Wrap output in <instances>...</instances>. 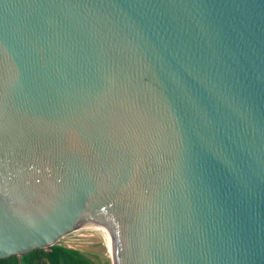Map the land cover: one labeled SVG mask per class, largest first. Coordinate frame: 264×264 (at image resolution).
<instances>
[{"label":"water","instance_id":"water-1","mask_svg":"<svg viewBox=\"0 0 264 264\" xmlns=\"http://www.w3.org/2000/svg\"><path fill=\"white\" fill-rule=\"evenodd\" d=\"M264 264V0H0V258Z\"/></svg>","mask_w":264,"mask_h":264},{"label":"trees","instance_id":"trees-1","mask_svg":"<svg viewBox=\"0 0 264 264\" xmlns=\"http://www.w3.org/2000/svg\"><path fill=\"white\" fill-rule=\"evenodd\" d=\"M0 264H96L84 251L57 243L47 248L32 250L24 255L0 258Z\"/></svg>","mask_w":264,"mask_h":264},{"label":"rangeland","instance_id":"rangeland-1","mask_svg":"<svg viewBox=\"0 0 264 264\" xmlns=\"http://www.w3.org/2000/svg\"><path fill=\"white\" fill-rule=\"evenodd\" d=\"M63 244H65V243H63ZM65 245L75 247V248H78V249L86 252L96 264H111V260H110V256H109L108 251H105L103 249L77 247V246H73V245H69V244H65Z\"/></svg>","mask_w":264,"mask_h":264}]
</instances>
